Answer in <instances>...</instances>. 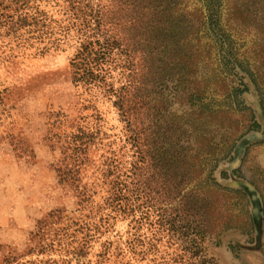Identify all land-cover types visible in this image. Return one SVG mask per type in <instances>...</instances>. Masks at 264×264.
<instances>
[{"label":"rangeland","instance_id":"rangeland-1","mask_svg":"<svg viewBox=\"0 0 264 264\" xmlns=\"http://www.w3.org/2000/svg\"><path fill=\"white\" fill-rule=\"evenodd\" d=\"M220 1L260 77L242 93L206 0H0V264H264V0ZM77 2L113 41L91 78ZM108 170L132 212L106 204Z\"/></svg>","mask_w":264,"mask_h":264},{"label":"trees","instance_id":"trees-1","mask_svg":"<svg viewBox=\"0 0 264 264\" xmlns=\"http://www.w3.org/2000/svg\"><path fill=\"white\" fill-rule=\"evenodd\" d=\"M206 8L209 12L208 22L207 20L204 22V27H206L208 24L214 32V37L219 40V48L222 51V60L224 61V66L231 65L232 70H234L233 75L238 76V79L240 80L239 84L242 85L240 89L237 90V92L242 93L248 90L246 80L244 79H250L254 83H256V78L260 77L258 76V69L255 71L252 70L251 66L248 64V61L241 60L238 57H236V53L233 49V43L234 41L230 38V35L225 33V31L222 29V24L218 16V7L220 5V0H206ZM237 3V5L234 6V9L239 14V18H243L246 20L247 16V9L245 8L244 2ZM76 7V12L80 13V16L82 17V21H80V25L87 30V33H90V36L92 39L88 41H84L81 43L79 47V51L75 54L74 59L77 58L80 60L79 62V71L81 69V75L80 77L86 78V77H93L98 76L100 70H97L99 68L98 64L99 61H103L107 56L108 53L111 52L113 41H110L109 38H103L101 30L99 33V19L97 13L93 12L92 8H81V5L79 2L74 4ZM93 19V21H91ZM92 22V23H91ZM93 26H92V25ZM201 25V22H200ZM208 27V26H207ZM103 32V31H102ZM246 63V64H245ZM249 66H248V65ZM97 70V71H96ZM251 81V82H252ZM264 98L261 99L263 101ZM220 123L224 121H219ZM255 126L258 127L259 125L255 123ZM85 137L89 140L92 135L88 133L85 135ZM87 141H81V144H86ZM206 146H208V150L206 153L212 154L210 151L211 146L209 143H206ZM155 154L158 158L161 157L162 161L164 162V165H168L170 161H176L177 159L181 160L184 159L185 166L187 161V154L182 152H175L174 148L170 149H162L160 150L159 147H155ZM216 152V151H215ZM197 159V158H195ZM116 171L108 170V172L105 174L106 179H108V196L106 198V204L108 207H111L113 209H118L121 212H132L133 211V194L134 189L132 182H124V179L118 178L117 175H115ZM200 173V170H197V174ZM222 174H225L227 176L226 171H221ZM233 174H236V170H232ZM196 176V175H195ZM70 219V218H69ZM68 219V220H69ZM73 225H78L81 229L87 227V221L83 220L82 217H77L74 219V222H72ZM48 225L44 222V224L39 226L38 232L44 230ZM86 229H89L88 227ZM97 229V227H96ZM133 240L129 242V248L133 250ZM14 260L10 259L7 260V258L4 260L3 264H11Z\"/></svg>","mask_w":264,"mask_h":264}]
</instances>
